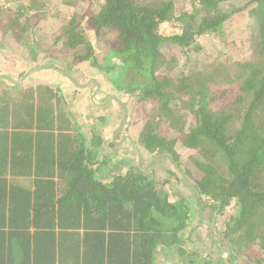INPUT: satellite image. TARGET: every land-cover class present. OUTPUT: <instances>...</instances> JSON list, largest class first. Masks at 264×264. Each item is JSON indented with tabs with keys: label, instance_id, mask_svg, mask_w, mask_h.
<instances>
[{
	"label": "trees",
	"instance_id": "1",
	"mask_svg": "<svg viewBox=\"0 0 264 264\" xmlns=\"http://www.w3.org/2000/svg\"><path fill=\"white\" fill-rule=\"evenodd\" d=\"M2 38L75 91L0 73V188L33 183L0 193V264H264V0H0ZM84 65L124 101L90 127L72 103ZM113 123L129 136L105 139Z\"/></svg>",
	"mask_w": 264,
	"mask_h": 264
},
{
	"label": "rangeland",
	"instance_id": "2",
	"mask_svg": "<svg viewBox=\"0 0 264 264\" xmlns=\"http://www.w3.org/2000/svg\"><path fill=\"white\" fill-rule=\"evenodd\" d=\"M68 10L65 12H71L74 9V3L70 2L68 5ZM46 28L41 29L40 32L41 34L37 35V38H42L43 40H47L49 39V35L48 32L45 31ZM177 30V28L173 27L170 21H166L161 23V25L158 28L159 32L162 33H167L170 34L172 32H175ZM87 34L89 36V39L91 40V43L93 44L94 48L96 50H100V45H99V41L98 39H96L94 33L92 30L88 29L87 30ZM111 36V35H110ZM109 39V38H106ZM50 40V39H49ZM1 43H3V45H5L6 47H0V73L4 74L6 76H8L9 78H13L14 80H20L22 79L24 82H34V81H47L50 82L52 84H54L55 86H60L62 92L66 95H70L73 91H75V88L71 87L70 83L68 82V80L66 78H64L63 76L60 75V73H56V71L50 70V69H41L39 70L38 66H46L45 65H41L38 63L33 64L30 62H26L22 60V57L26 54V45H19V46H10L9 42L6 38H2L1 39ZM39 50L41 52H39V58L43 57L42 55L44 54V47L43 45H38ZM25 53V54H24ZM12 58H16L17 60H20L19 62H14L12 60ZM46 58V59H45ZM44 63H48L51 62V65H57L59 67L64 66V62L61 61V59H59V57H56L55 60L51 61V59L49 57H44ZM13 61V62H12ZM42 62V59H41ZM87 65H84L83 68H85V72L84 73H75L74 76L76 77V82L79 83V89H77V93H76V97L74 98V100L72 101V103L75 106V110L79 111V113H82V117L85 121V125L87 127H90L94 124H96V121H92L91 119H86V116L88 114H93V113H97V111L99 112V110H102L104 106H108L111 107L112 109H114L116 112L118 110V102L114 99V97L117 96V99L120 100L122 103L124 102L122 100V95H117L116 93H113V89L111 84L109 83V76H105V74H101L99 71H97V69L94 68H86ZM92 80H95L96 83L99 84V95H95L94 93V98L93 100L99 104L102 105H95L92 101H90V96L92 94L93 91H95L96 89V85L95 86H91V84H94V82H92ZM98 90V89H97ZM112 90V91H111ZM97 92V91H96ZM123 93V92H122ZM109 96H111L110 98H108ZM106 100V101H105ZM133 100V98H132ZM129 99V101H132ZM92 105H95L96 107H93ZM137 108L139 106H134V104H128V109H127V114L130 113L131 111V116L133 118V120H136L138 117V114L135 113L134 108ZM102 108V109H101ZM105 108V107H104ZM74 110V111H75ZM120 118V116H119ZM82 119V118H81ZM124 121V119H123ZM126 124V123H125ZM118 124L117 123H113V124H108V126H104L103 131H109L113 128H115ZM137 124L135 123L134 126H136ZM123 126V125H122ZM121 126V128H116L115 132H111L112 135H115V138H127L126 136H129L128 134V130H131L132 127L130 129L126 128L124 125L123 127ZM133 126V125H132ZM128 129L126 131V129ZM112 135H109L112 136ZM129 146V152H127L128 154H126L130 160L133 159V154L130 151V147ZM128 149V147H127ZM123 156V155H122ZM121 156V157H122ZM113 162V161H112ZM149 161H147L146 163L143 164L144 166H147V163H149ZM138 161H134V164H137ZM108 165V164H107ZM165 165V164H164ZM162 164L159 165L160 168H162ZM167 167V165H165ZM189 167H191L193 173L196 172V170L192 167V165H188ZM115 167V166H114ZM175 185V184H174ZM176 190L180 191L181 195L185 196L189 202L190 205H192L193 201H194V195L192 193V191L190 190V186L189 184L186 182V180L184 179H179L177 182V185L175 186ZM234 204L228 208L227 212L229 213V215L233 216L237 213V210L234 208ZM215 215V214H214ZM228 216L224 215V219L223 222L219 223L218 226L216 227L217 229H220L222 224L227 220ZM230 217V216H229ZM193 223L196 224L198 218L196 217V215H193L192 217ZM202 222L199 226H198V230L202 231L205 233L204 237H203V242L205 243V247H210L211 243L209 242V240L207 239V236L210 235V222L208 223V220L205 219L204 217H202ZM210 221V220H209ZM211 224L215 225L216 224V215L214 217V219L211 220ZM200 233V235H201ZM213 235V233H212ZM186 246L188 248H190V245L188 244V242H186ZM216 256V254H215ZM170 259H173V256L170 257Z\"/></svg>",
	"mask_w": 264,
	"mask_h": 264
},
{
	"label": "crops",
	"instance_id": "3",
	"mask_svg": "<svg viewBox=\"0 0 264 264\" xmlns=\"http://www.w3.org/2000/svg\"><path fill=\"white\" fill-rule=\"evenodd\" d=\"M76 82V81H75ZM79 84V83H78ZM72 87V86H71ZM98 89V90H97ZM99 85H98V87L95 89V91H93L94 93H95V95H99L100 93H99ZM97 91V92H96ZM92 92V93H93ZM99 93V94H98ZM111 96H109L108 98H110ZM90 99V98H89ZM91 101V100H90ZM106 101V100H105ZM95 106V105H94ZM105 107V106H104ZM104 107H103V109H104ZM102 109V108H101ZM104 136H105V139H107L108 137H109V131L107 130V131H104V134H103ZM127 137V136H126ZM111 138L113 139V138H115V135H112L111 136ZM123 139H125V138H123ZM122 139V140H123ZM106 157L108 158V156L106 155ZM106 159V158H105ZM111 162H112V158L110 159V157L108 158ZM104 175H105V173H104ZM96 177H98V176H96ZM2 184H3V187H1L0 188V193H2L1 195H3V196H5V197H7L8 198V200H14V199H11V193L12 192H15V191H12L11 190V188H12V186H20V187H25V188H27L28 190H30L31 189V186L33 185V183L29 180V179H27V178H16V177H13V178H11V177H7L6 179H5V181L4 182H2ZM22 184H24L25 186H22ZM39 191H41V189L39 190ZM60 191H59V187H58V190H57V193H59ZM32 195V197L34 196V193L33 194H31ZM11 230V228L10 227H8V226H0V231H10ZM13 231H15V229H13ZM63 232H64V230H62ZM56 232H59L58 230H56ZM66 232H69V231H66Z\"/></svg>",
	"mask_w": 264,
	"mask_h": 264
},
{
	"label": "water",
	"instance_id": "4",
	"mask_svg": "<svg viewBox=\"0 0 264 264\" xmlns=\"http://www.w3.org/2000/svg\"><path fill=\"white\" fill-rule=\"evenodd\" d=\"M15 82H18V81H20V80H14ZM92 82H94L95 84H96V88L98 87V83H96L95 82V80H92ZM93 98H94V92L91 94V96H90V100L95 104V105H102V104H99V103H97V102H95L94 100H93Z\"/></svg>",
	"mask_w": 264,
	"mask_h": 264
},
{
	"label": "flooded vegetation",
	"instance_id": "5",
	"mask_svg": "<svg viewBox=\"0 0 264 264\" xmlns=\"http://www.w3.org/2000/svg\"><path fill=\"white\" fill-rule=\"evenodd\" d=\"M115 98V97H114Z\"/></svg>",
	"mask_w": 264,
	"mask_h": 264
}]
</instances>
